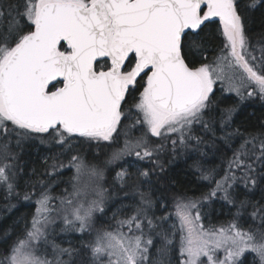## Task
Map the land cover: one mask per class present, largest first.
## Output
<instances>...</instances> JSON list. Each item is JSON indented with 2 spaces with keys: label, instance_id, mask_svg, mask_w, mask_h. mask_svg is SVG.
Returning a JSON list of instances; mask_svg holds the SVG:
<instances>
[{
  "label": "snow or ice",
  "instance_id": "snow-or-ice-1",
  "mask_svg": "<svg viewBox=\"0 0 264 264\" xmlns=\"http://www.w3.org/2000/svg\"><path fill=\"white\" fill-rule=\"evenodd\" d=\"M260 9L0 0V200L36 208L0 226V264H264V121L234 119L264 102ZM182 158L208 191L174 194L173 220ZM216 201L230 218L205 226Z\"/></svg>",
  "mask_w": 264,
  "mask_h": 264
},
{
  "label": "trees",
  "instance_id": "trees-1",
  "mask_svg": "<svg viewBox=\"0 0 264 264\" xmlns=\"http://www.w3.org/2000/svg\"><path fill=\"white\" fill-rule=\"evenodd\" d=\"M241 6L243 7L249 0H239ZM259 7V6H258ZM217 25H212V30H216ZM249 29L250 35H255L260 32H264V9L251 10L249 13V22L247 25ZM234 99V97H233ZM236 123H240L242 121H248L251 125H256L260 121H264V102L259 101L258 99L253 101H247L245 104L241 105V110L237 113L236 117H234ZM41 150L43 146H40ZM208 164L206 166L212 167L218 165L220 163L219 157L213 158L212 153L209 152ZM191 160L185 159H177L174 164L170 166L169 175L172 180L175 181L174 184H171L170 190L167 193L168 196V205L164 210L166 212H170L173 214V220H175L174 209L175 204L172 200V196L178 193H186L189 197H199L202 193L208 191L207 182L201 181L198 178V174L194 173V171L189 167L191 164ZM72 173L65 172V175L61 178L65 183H61L58 188L55 189L53 195H60L64 189L67 187L71 190L70 184H67V181L70 179ZM159 193H157V197ZM259 197V193H257V198ZM15 203V201H13ZM222 202L216 201L212 205L206 206L203 211L207 213L204 218L205 226L208 225L209 220H211L212 224L219 225L220 223L228 220L230 215L228 213L227 208L221 209L220 204ZM35 204L32 203L31 206H23L18 205L17 208L8 211L4 207V202L0 200V226L7 227L11 225L13 221H15L21 215H27L28 218H31V215L35 212ZM235 211V209H233ZM158 215L163 214V212H158ZM111 215V213H109ZM99 226V225H97ZM75 235V234H72ZM68 237H64L67 239ZM64 246H67L66 244ZM254 255V253H250L246 255L244 259V264H253L250 262L249 256ZM258 264V261H257Z\"/></svg>",
  "mask_w": 264,
  "mask_h": 264
},
{
  "label": "rangeland",
  "instance_id": "rangeland-1",
  "mask_svg": "<svg viewBox=\"0 0 264 264\" xmlns=\"http://www.w3.org/2000/svg\"><path fill=\"white\" fill-rule=\"evenodd\" d=\"M87 180H88L87 175L81 177V182H82V183H87ZM174 216H175V209H174ZM175 219H176V216H175ZM254 256H255V254L249 256L250 262H252V263H253V258H254Z\"/></svg>",
  "mask_w": 264,
  "mask_h": 264
}]
</instances>
